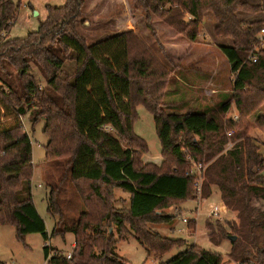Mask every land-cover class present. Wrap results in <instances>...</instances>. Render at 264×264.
<instances>
[{
  "label": "trees",
  "instance_id": "1",
  "mask_svg": "<svg viewBox=\"0 0 264 264\" xmlns=\"http://www.w3.org/2000/svg\"><path fill=\"white\" fill-rule=\"evenodd\" d=\"M136 2L148 21L154 16L191 42L204 14L211 12L215 35L233 40L232 46L220 48L234 74L232 92L217 109L168 112L163 97L172 71L131 30L88 43L78 29L86 21L85 0H64L60 7L46 6L36 31L8 39L20 5L0 0V224L14 226L20 240L39 233L45 264H129L115 246L131 235L148 254L162 256L181 239L153 232L147 223H170L174 216L161 211L196 197L197 178L189 173L195 162L204 168L201 196L209 198L217 189L234 215L226 223L228 231L207 223L209 240L218 246L235 236L228 253L234 264H264V154L248 134V117L264 103V47L253 53L256 62L248 58L264 20L247 23L236 16L237 11L264 13V0L258 5L243 0ZM148 26L153 28L151 22ZM72 57L74 69L68 72L63 65ZM31 65L42 74L43 85ZM232 103L235 120L225 117ZM138 105L153 117L159 165L142 160L148 147L133 130ZM27 112L33 125L44 121L45 161L64 160L83 207L67 219L52 187L47 212L56 220L50 236L32 200V146L22 120ZM254 124L264 129V117L257 115ZM115 189L129 195L127 208L113 207ZM65 233L74 236L69 258L47 244ZM160 264L225 263L220 253L191 244Z\"/></svg>",
  "mask_w": 264,
  "mask_h": 264
},
{
  "label": "rangeland",
  "instance_id": "2",
  "mask_svg": "<svg viewBox=\"0 0 264 264\" xmlns=\"http://www.w3.org/2000/svg\"><path fill=\"white\" fill-rule=\"evenodd\" d=\"M15 4H19L18 15L14 25L11 27L8 33V39L22 38L29 32L36 31L40 22L46 18V6L60 7L64 4V0H12ZM251 5H258L261 0H243ZM83 11L86 21L81 24L78 29L80 33L86 38L88 43H92L95 40L110 36L122 31L131 30L137 40H139L159 62H163L164 66L171 70L172 64H167L168 56L172 58H182L179 68L175 65L174 70L168 77L167 85L165 87V95L163 101L166 103L164 109L172 113H186L201 112L202 104L200 95L203 92L205 84L200 81L205 71H210V67L201 65L200 67L194 65V57L192 60H187L189 55H184V49L186 42L191 44L207 46L211 45L214 49L215 57L218 58V72L220 75L227 78H223V88L231 89L234 74L230 70L229 63L226 57L221 53L220 48L216 47L217 44L225 45L231 44L233 41L231 38L218 37L214 33L213 24L216 21L211 12L204 14L202 22L199 24L198 33L194 41H188L183 38L176 30L167 26L156 17H152L151 21L145 18V11L138 6L136 0H85ZM264 13L262 12H248L237 11L236 16L242 21H256L264 20ZM203 20H205L203 24ZM148 22H151L153 30L148 26ZM215 35V36H214ZM259 36V34H257ZM214 37L215 39H212ZM216 43V44H215ZM173 47V48H172ZM264 47V40H259L257 43L251 45L250 53H257ZM209 53V51H207ZM74 52H72L73 54ZM179 55V56H178ZM183 56V57H182ZM253 57V56H252ZM257 56L255 59L257 61ZM201 58L208 62L213 59L208 54H203ZM214 58V59H216ZM255 61V62H256ZM74 57L67 59L63 65V69L72 72L74 69ZM160 62V63H161ZM166 63V64H165ZM31 71L39 81L40 85L45 83V80L39 70L31 65ZM203 73V74H201ZM176 75L183 76L187 81L191 78L192 84L188 87V91L185 92V103L177 101L169 94V89H172L173 81L176 79ZM197 76V77H195ZM197 79L195 81V78ZM231 77V79H230ZM188 78V79H187ZM205 77H203L204 79ZM195 86V87H193ZM199 88V89H198ZM198 97V98H197ZM226 95L221 94L218 99V103L226 100ZM176 101V102H175ZM213 102V101H212ZM210 103V105L212 104ZM264 107V103L257 108L255 113L248 117V121L251 123V127H257L254 124L255 118L259 110ZM212 109H217V105L211 106ZM138 118L133 124V130L136 135L142 138L148 147L147 152L143 154V162H157L161 157V145L156 134L155 125L152 115L148 112L143 105L137 106ZM264 117V110L258 114ZM226 117V115H225ZM25 131L28 133L32 146V162H33V174L31 181V193L32 200L38 214L43 218L46 224V231L50 236L54 228V222L56 217H52L47 212V200L49 198L50 189L56 187V195L60 198L64 215L67 219H73L82 210L81 201L75 194V190L71 185L69 176V169L66 168L63 159L50 163L45 161L44 146L47 143L46 136L42 133L44 121L41 120L36 124H32L29 118V114H25L22 118ZM259 128V127H257ZM261 129V128H259ZM264 131V129H261ZM232 131H230V134ZM227 145L226 147H230ZM264 146V143H262ZM261 149V146H259ZM189 171L198 173L196 167L191 162ZM202 182V181H201ZM200 182V183H201ZM113 207L127 208L129 195L122 192L119 189H115ZM217 206L219 209L218 217L209 216V209ZM163 214L174 216L170 223L167 224H151L147 223L153 232H158L162 236L181 239V245L173 247L170 251L162 256L148 254L145 247L141 245L134 236H129L126 239L119 241L115 246V253L126 260L129 264H160L165 263L172 257L176 256L180 252L184 251L191 244H196L205 250L214 251L220 253L223 263L234 264L229 258L228 253L231 250V241L222 239L219 245H214L209 240L207 223H211L216 228L217 223L222 225L226 231L227 222L234 219V215L226 207L222 206L219 195H213L209 198H203L201 194L197 195L194 199L186 200L182 203L173 204L172 206L165 208L161 211ZM186 219V222L183 221ZM194 222L195 225L191 228L188 223ZM113 230L114 228H110ZM74 242V236L72 233H65L63 236L55 235L47 240V244L53 248L68 254L72 250V243ZM43 239L39 233L28 234L23 240H20L16 236V229L10 224H0V261L3 264H45L43 256Z\"/></svg>",
  "mask_w": 264,
  "mask_h": 264
},
{
  "label": "crops",
  "instance_id": "3",
  "mask_svg": "<svg viewBox=\"0 0 264 264\" xmlns=\"http://www.w3.org/2000/svg\"><path fill=\"white\" fill-rule=\"evenodd\" d=\"M262 19H264V18H262ZM252 21L253 20L246 21V22L249 23V22H252ZM204 22H205V20H203V24H204ZM216 24L217 23L215 21L214 24H213V28H215ZM212 39H215V38L212 37ZM232 43H233V41H231V44H225V45L217 44L216 47H219V48H221V47H229V46H232ZM183 46H185L184 55L183 56L189 55L187 60H192L190 58L194 57L193 61H191V62L194 65H196L197 67L198 66L200 67L201 65H206V66H209L211 68L210 71H205L204 74L201 73V74H203L202 76L205 77V78L203 79V77H202V79H200V81L205 84V87L203 88V92H202V94L199 97L201 102H202L200 108L204 109L203 111H205V110L212 109L211 106H213V105L214 106L217 105V107H218V105L221 103V102L218 103L219 96L221 94H223V96L226 95L225 98L227 99L228 96L230 95V93L232 92L233 86H232L231 89H222L223 86H224L223 78L226 79L227 75H225V77H226L225 78V77H223L222 75L219 74L218 66H217L218 65V62H217L218 58L215 57L216 55L214 53V49L211 48V45L202 46V45L191 44L190 42H186V45H183ZM207 51H209V53ZM203 54H208L213 59H211L210 61L206 62V61H204L201 58V56ZM214 58H216V59H214ZM167 59H168L167 64L168 63L169 64H173V65L175 64L178 68H179V64H180V62L182 60V58L180 59V57L171 59L170 55L168 56ZM161 63L164 64L163 62H161ZM172 68L173 67H171V71H173ZM195 77H197V76H195ZM185 79L183 78L182 75L181 76L176 75V79H175V81H173V85L174 86H172V89H169L170 90L169 94H171L174 98H177V101H181V103H185L186 102V100H184V99H186L185 98V92H186V90L188 91L187 86L191 87L189 85L192 84V82H194V81L191 80V78H189V79L187 78L188 79L187 81ZM230 79H231V77H230ZM196 80L197 79L195 78V81ZM232 85H233V81H232ZM193 87H195V86H193ZM211 102H212V104L210 105ZM263 110H264V107H263V109L261 111L259 110V113H257V115L262 113ZM234 117H238V112H237V110L235 108V105L232 103L230 105L228 111L226 112V118L233 119ZM249 135L253 138V141H254L255 145L258 146V148H259V146H261V149L259 148L258 152L260 154H264V146L262 145V143H264V131H262L261 129H259L257 127H253L250 130ZM160 163H161V157H160V159L157 162H155V164L159 165ZM262 174L264 175V170L262 171ZM115 192H116V190H115ZM212 194L213 195H216V194L219 195V192H218L217 189H213V193ZM127 198H129V197H127ZM219 199H220V195H219ZM221 204H222V202H221ZM222 206H223V204H222ZM47 234H48V232H47ZM73 246H74V242L72 243V247Z\"/></svg>",
  "mask_w": 264,
  "mask_h": 264
},
{
  "label": "built area",
  "instance_id": "4",
  "mask_svg": "<svg viewBox=\"0 0 264 264\" xmlns=\"http://www.w3.org/2000/svg\"><path fill=\"white\" fill-rule=\"evenodd\" d=\"M258 34H259L258 39L259 40H264V26L259 30ZM248 58L251 59L252 62L256 61L255 57L249 56ZM236 118L237 117H234L233 119L235 120ZM229 134H230V132H229ZM192 163L196 167L198 173H193V171H189V173L191 175H195L196 176L197 182H198L197 195L198 194L200 195V193H201V190H200V184L201 183L200 182L202 181V170L204 168L202 167V165H200L198 163H195V162H192ZM218 215H219V209H218L217 206H214V207L209 209V216L218 217ZM183 221L186 222V219H183ZM69 257H70V255L67 254V258H69Z\"/></svg>",
  "mask_w": 264,
  "mask_h": 264
},
{
  "label": "water",
  "instance_id": "5",
  "mask_svg": "<svg viewBox=\"0 0 264 264\" xmlns=\"http://www.w3.org/2000/svg\"><path fill=\"white\" fill-rule=\"evenodd\" d=\"M111 231V230H110ZM228 239L230 240V241H234L235 240V236H228Z\"/></svg>",
  "mask_w": 264,
  "mask_h": 264
}]
</instances>
